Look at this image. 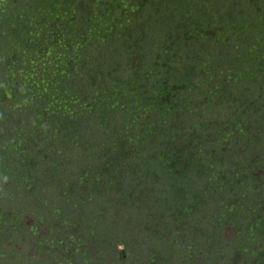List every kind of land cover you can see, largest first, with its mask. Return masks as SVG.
Listing matches in <instances>:
<instances>
[{"label": "rangeland", "instance_id": "1", "mask_svg": "<svg viewBox=\"0 0 264 264\" xmlns=\"http://www.w3.org/2000/svg\"><path fill=\"white\" fill-rule=\"evenodd\" d=\"M54 1L60 4L58 8ZM98 1L101 9L94 0L77 1L82 7L78 15L86 23L96 12L106 18L111 6L108 0ZM73 2L0 0L3 77L9 73L2 63L9 60L25 63V68L35 61L38 70L46 75L60 69L51 60L62 48L58 41L49 38L48 31L56 11L69 16ZM153 4L154 1L151 6L146 5L139 20L125 22L117 33L122 35L119 46L135 51L133 63L143 75V80L137 81L144 84L147 102L140 104L137 99L125 98L117 106L106 104L94 111L82 108L90 112L87 116L93 123L80 117L63 118L64 132L60 138L65 149L61 159L52 148L46 151L55 137L45 133L43 139H29L30 144L40 142L31 145L30 159L42 160L43 167L34 172L36 176L28 174L22 164L21 171L2 177L0 264H89L74 253L79 231L74 225L78 222L92 230L90 235L79 233L82 246L88 243L93 248L91 264H264L262 256L256 260L251 257L254 237L261 239L263 233L254 234L249 227L250 214L264 206V187L245 190L236 184L231 171L224 182L212 179L204 164L198 162L203 157L204 139L213 138L214 143L223 130L208 127L223 106L213 102L207 112H192L184 111L183 103L178 111L169 114L164 106L159 107L162 103L150 100L153 88L165 77L164 68L171 69L178 61L174 53L166 56L164 43L169 37L165 32L174 36L172 31L186 24L185 12L190 11L182 0H168L164 7L167 21L158 20L155 28L152 13L161 9ZM175 5H180L184 14H178ZM245 5L239 3L234 11L240 13ZM209 11L203 14L205 23L209 21ZM154 21L156 25L157 20ZM59 23L62 30L65 21L61 19ZM155 30H160V34ZM132 33L141 35L144 43L129 42L128 34ZM49 43L54 54L48 58ZM127 69L131 67L123 69L120 79ZM104 83L107 88L108 83ZM184 85L177 78L171 83L170 92L177 89L176 100H183L187 90ZM64 87L79 99L76 106H82L92 100L91 94L101 87V80L97 78L94 84L81 86L73 78ZM60 95L64 97L65 93ZM230 105L227 102L224 107ZM133 114L137 115L135 123L130 120ZM253 114L249 110L248 115L254 117ZM148 120L156 125L150 127L144 138H139L136 135ZM173 134L177 140L171 138ZM181 151L184 153H178ZM158 153L163 157L176 156L179 161L172 168L163 165L159 169L160 165L149 171L145 160H150V155L159 157ZM196 159L197 163L192 164ZM19 162V158L13 161L17 165ZM30 177L34 182L30 183ZM10 179L23 184L14 187ZM37 232L44 234L50 243L40 246L33 239Z\"/></svg>", "mask_w": 264, "mask_h": 264}, {"label": "trees", "instance_id": "2", "mask_svg": "<svg viewBox=\"0 0 264 264\" xmlns=\"http://www.w3.org/2000/svg\"><path fill=\"white\" fill-rule=\"evenodd\" d=\"M77 1L79 0L72 3L69 16L64 17L56 11L48 31L49 38L54 42L58 41L62 48L51 60L60 69L46 75L38 70L35 61H31L28 68H25V63L10 60L2 63L9 75L3 77L0 70V104H3L0 105V182L3 176L21 171L22 164L28 174L43 167L42 160L37 162L34 158L30 159L31 145L40 143L30 144L29 139L32 137L43 139L46 134L55 137L46 151L52 148L61 159V152L65 149L60 138L64 132L61 121L63 118L80 117L93 123L94 120L87 116L90 112H85L84 109L94 111L106 104L117 106L120 102L123 104L125 98L137 99L140 104H145L148 100L142 90L144 84L137 81L143 80V75L133 63L135 51L132 52L130 47L127 50L120 47L122 35L117 33L125 22L139 20L146 5L151 6L153 1V6L161 9L158 13H152L153 26L158 27V20L167 21V10L164 7L168 0H113L114 3L108 0L111 8L106 11V18L101 12H96L91 14L92 19L88 23L83 17H79L82 7ZM182 1L190 10L185 12L186 24L172 31L174 36H168L169 33L165 32L169 40L164 43L166 48L163 44L166 56L174 53L178 61L175 65L172 64L171 69L164 68L165 77L153 88L150 100L162 103L159 107L164 106L169 114L178 111L183 103L182 109L192 112H207L213 102L223 106L219 115L215 119L211 118L208 126L214 127L213 131L218 128L223 130L214 143H211L213 138L204 139L205 145L201 146L203 157L198 162L204 164L212 179L224 182L226 174L231 171L237 180L236 184L245 190L260 189L264 187V0ZM94 2L98 6L99 1ZM239 3L246 4L240 13L234 11V6ZM54 5L58 8L60 4L54 1ZM210 5L211 9H208ZM101 7L102 4L100 9ZM207 10H210L208 24L203 17ZM175 11L184 14L180 5H175ZM61 19L65 21V25L59 30ZM160 30L154 32L158 31L160 34ZM36 32L42 34L38 30ZM137 36L135 33L128 34L129 42L136 41V44L142 45L144 41L141 35ZM89 46H92L91 50ZM53 50L54 47L49 43L46 51L48 58L54 54ZM130 67L120 79L123 69ZM150 72L149 70L146 75ZM73 78L81 86L94 84L100 78L101 87L92 92L93 98L87 105L76 106L79 99L64 87L65 82ZM175 78L187 88L180 101L175 99L176 88L170 92ZM104 82L108 83L107 88ZM61 92L65 93L64 97H61ZM227 102L231 105L225 108L224 104ZM249 110H253L254 117L248 115ZM136 118L137 115L133 114L130 120L134 122ZM144 125L136 135L139 138H144L150 133V127L156 124L148 120ZM171 138L177 140L175 134ZM163 156L154 158L150 155V160H145V166L149 171L155 167L158 169L160 165L159 169L163 165L172 168L174 162L179 161L176 156ZM16 158H19V165L13 163ZM191 163L196 164L197 159ZM56 164L61 166L59 162ZM198 169L199 166L196 165L195 170ZM34 174L37 176V173ZM29 179L30 183L34 182L33 178ZM10 180L14 187L23 184L17 179ZM250 216L252 221L249 227L254 234L263 233L261 239L257 235L254 237L251 257L256 260L260 256L264 258V206ZM81 225L79 222L74 225L79 227L74 253L91 264L94 260L90 255L93 248L88 243L82 246L79 233L90 235L92 230ZM92 237L91 235L89 238ZM33 239L42 247L50 243L39 232Z\"/></svg>", "mask_w": 264, "mask_h": 264}]
</instances>
